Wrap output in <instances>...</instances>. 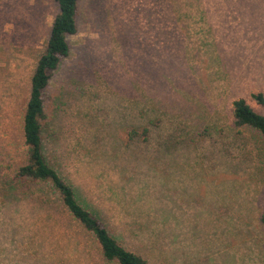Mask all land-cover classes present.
<instances>
[{"label": "rangeland", "instance_id": "374dc122", "mask_svg": "<svg viewBox=\"0 0 264 264\" xmlns=\"http://www.w3.org/2000/svg\"><path fill=\"white\" fill-rule=\"evenodd\" d=\"M57 13L0 0V264H108L58 205L5 181ZM77 22L44 92L49 162L147 264H264V141L232 108L264 115V0H81Z\"/></svg>", "mask_w": 264, "mask_h": 264}, {"label": "trees", "instance_id": "16d2710c", "mask_svg": "<svg viewBox=\"0 0 264 264\" xmlns=\"http://www.w3.org/2000/svg\"><path fill=\"white\" fill-rule=\"evenodd\" d=\"M58 13L50 27L46 48L40 56L30 82V96L22 120V136L26 149V161L7 180L18 195L35 194L42 204L55 203L66 217L98 247L103 262L108 264H147L139 254L128 249L113 233L110 216L89 202L83 204L78 188L68 174H61L47 159L43 151V128L49 117L45 110L44 92L54 71L69 56L68 37L77 31V19L81 0H55ZM252 99L264 108V94L252 95ZM233 122L236 128H248L264 141V115L256 112L244 99L233 102ZM128 134L134 140L138 132ZM145 135V132L143 131ZM147 142V141H146ZM82 189V188H81ZM89 204V205H88ZM260 221L264 224V211ZM133 231V230H131ZM130 235V230H129Z\"/></svg>", "mask_w": 264, "mask_h": 264}]
</instances>
